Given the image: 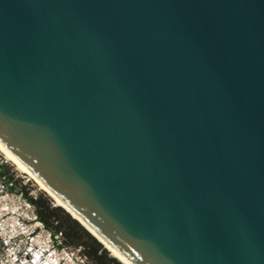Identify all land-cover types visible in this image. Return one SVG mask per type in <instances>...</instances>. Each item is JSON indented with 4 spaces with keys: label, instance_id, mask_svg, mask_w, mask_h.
Instances as JSON below:
<instances>
[{
    "label": "water",
    "instance_id": "water-1",
    "mask_svg": "<svg viewBox=\"0 0 264 264\" xmlns=\"http://www.w3.org/2000/svg\"><path fill=\"white\" fill-rule=\"evenodd\" d=\"M0 150L125 264H264V0H0Z\"/></svg>",
    "mask_w": 264,
    "mask_h": 264
},
{
    "label": "built area",
    "instance_id": "built-area-1",
    "mask_svg": "<svg viewBox=\"0 0 264 264\" xmlns=\"http://www.w3.org/2000/svg\"><path fill=\"white\" fill-rule=\"evenodd\" d=\"M8 163L0 153V264H79L65 251L61 231L39 219L18 183L21 176ZM80 260L88 262V257L80 255Z\"/></svg>",
    "mask_w": 264,
    "mask_h": 264
},
{
    "label": "trees",
    "instance_id": "trees-1",
    "mask_svg": "<svg viewBox=\"0 0 264 264\" xmlns=\"http://www.w3.org/2000/svg\"><path fill=\"white\" fill-rule=\"evenodd\" d=\"M29 199L35 204L39 219L42 220L48 228L60 230L65 243L83 247L84 253L88 259L94 261L95 264H102L103 261H113L111 257H108L109 251H106V248V250L102 248L103 245L67 211H64L62 207L56 203L55 204L57 206H52L50 204V199L44 198L41 195L37 196L36 198L30 196ZM84 239L87 240L88 245H86L85 241H83Z\"/></svg>",
    "mask_w": 264,
    "mask_h": 264
},
{
    "label": "rangeland",
    "instance_id": "rangeland-1",
    "mask_svg": "<svg viewBox=\"0 0 264 264\" xmlns=\"http://www.w3.org/2000/svg\"><path fill=\"white\" fill-rule=\"evenodd\" d=\"M8 165L10 166V168L14 171V173L16 175L18 174V175L21 176L20 178H18L19 179V182L18 183L20 185H22V189L26 192L27 195H29V196L34 195L36 197L39 196V195H41L44 198H49L50 201H51L50 204L52 206L53 205H56L55 202H54V200H52L44 191H42L27 175H25L23 173H20L17 170L16 166H14V164L12 162L9 161ZM83 241H85L86 245H88L87 240L84 239ZM66 244H67V246H65V251L68 254L73 255V257H76L77 260L79 261L78 262L79 264H83V263L84 264H95L94 261H91L89 259H88V262H85L86 260H84V262H82V260H80V255L85 254L83 247H81V246H75V245H72V244H69V243H66ZM102 248H104V247L102 246ZM86 249H87V246H86ZM108 257H111L113 261L112 262L103 261L102 264H122L116 258H114L113 256H111L109 252H108Z\"/></svg>",
    "mask_w": 264,
    "mask_h": 264
},
{
    "label": "bare ground",
    "instance_id": "bare-ground-1",
    "mask_svg": "<svg viewBox=\"0 0 264 264\" xmlns=\"http://www.w3.org/2000/svg\"><path fill=\"white\" fill-rule=\"evenodd\" d=\"M0 153L8 160V161H10V162H12L13 164H14V166H16V168H17V170L20 172V173H23V174H25V175H27L32 181H34L37 185H38V187L41 189V190H43V191H45L32 177H31V175L27 172V171H25L21 166H19L16 162H14L11 158H9L6 154H4L1 150H0ZM46 192V191H45ZM47 193V192H46ZM48 194V193H47ZM49 195V194H48ZM50 196V195H49ZM51 197V196H50ZM52 198V197H51ZM53 199V198H52ZM54 200V199H53ZM55 201V200H54ZM55 203L57 204V205H59L56 201H55ZM60 206V205H59ZM61 207V206H60ZM93 236V235H92ZM104 248H106L105 246H104ZM107 249V248H106ZM107 251H109L108 249H107ZM110 252V254L114 257V258H116L119 262H121L122 264H125V263H123L118 257H116L111 251H109Z\"/></svg>",
    "mask_w": 264,
    "mask_h": 264
}]
</instances>
